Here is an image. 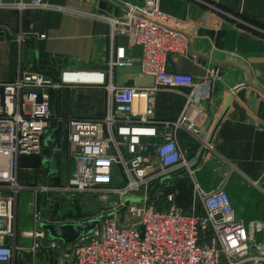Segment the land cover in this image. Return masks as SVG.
<instances>
[{
  "label": "built area",
  "instance_id": "2783aa9c",
  "mask_svg": "<svg viewBox=\"0 0 264 264\" xmlns=\"http://www.w3.org/2000/svg\"><path fill=\"white\" fill-rule=\"evenodd\" d=\"M49 7L46 0H0V9L21 13ZM126 7L121 16H93L109 24L113 37L126 35L130 44L141 50V72L154 77L153 85L113 83L114 67L135 64L124 45L116 48L107 69L68 67L54 73L24 70L21 64L15 80L0 82V264H14L20 249L32 253V264H41L37 255L42 249L50 252L43 258L45 264H51L53 252L56 264H67L57 255L58 240L42 242L46 240L43 229L23 233L33 238L28 248L17 239L18 194L26 187L19 178L20 158L41 155L45 134L59 122L66 123L61 150L73 163L66 173L58 175L56 185L41 186L46 193L115 195L117 204L112 211H116L126 197H146L162 179L168 184L180 168L194 173L195 162L183 152L176 132L184 128L202 139L206 110L196 107L192 118L159 119L154 114L153 96L161 86H196L191 73L170 71L167 57L187 51L188 37L193 41L199 38L200 26L193 19L164 11L161 0H143ZM24 40L21 34V49ZM77 87L103 88L106 112L94 117L55 115L54 91ZM143 98L145 107L141 105ZM159 136L160 141L151 140ZM208 145L204 142L205 150ZM253 183L264 194V188ZM226 184L227 180L207 189L194 181L202 212L177 210L173 206L175 193L168 192L163 197L167 208L152 197L131 204L123 222L116 215L103 218L92 233L71 244L70 264H264V240H258L264 233V222L240 218ZM106 212L104 209L101 214ZM35 218L40 219L39 213ZM139 226H143V233Z\"/></svg>",
  "mask_w": 264,
  "mask_h": 264
},
{
  "label": "crops",
  "instance_id": "0c3cea01",
  "mask_svg": "<svg viewBox=\"0 0 264 264\" xmlns=\"http://www.w3.org/2000/svg\"><path fill=\"white\" fill-rule=\"evenodd\" d=\"M46 1L50 4L49 8L24 13L0 9V29L10 35V38L0 39V82L15 80L21 64L24 70L54 73L68 67L107 69L116 48L124 45L128 56L135 59V64L114 67L113 83L154 84L153 76L141 72L138 62L141 50L132 46L126 35L113 37L109 24L93 16L95 13L121 16L126 11L124 7L107 0ZM116 1L126 6L141 4L143 0ZM161 8L199 24L200 37L193 41L196 49L214 59L220 60L231 54L246 62L254 81L264 87V0H161ZM21 34L25 35L22 49L19 41ZM167 68L191 73L196 86L158 87L153 96L155 117L192 118L196 107L205 109L207 115L200 133L203 140L184 128L178 129L176 138L185 155L193 159L194 165L198 162L204 142L208 141L209 145L193 174L184 172V168L176 170L173 179L159 187L154 197L174 192L173 206L177 210L202 212L204 207L194 193V181L211 189L227 180L226 189L238 216L246 221L264 222V194L253 183L255 181L264 188V95L246 85L245 71L232 66L215 67L210 60L189 50L170 53ZM229 97L230 107L213 133ZM142 103L144 106L145 100ZM106 105L107 93L103 88H63L53 93L55 115L101 116L106 112ZM151 140L158 142L161 138ZM42 159V154L20 158L19 178L26 187L18 194V241L20 236L30 238L24 236L26 231L42 230L40 219L37 220L35 214L41 216L43 210L47 222L57 223L79 222L96 215L82 208L75 209L78 196L40 190L44 185ZM72 163L62 149L59 170L49 175L47 184L56 185L58 175L66 173ZM163 199L160 198L158 204L167 208ZM42 242L47 243L46 240ZM49 254L43 249L38 251L42 259ZM51 255L54 261L56 252ZM32 263V254H27L19 264Z\"/></svg>",
  "mask_w": 264,
  "mask_h": 264
},
{
  "label": "water",
  "instance_id": "95a60500",
  "mask_svg": "<svg viewBox=\"0 0 264 264\" xmlns=\"http://www.w3.org/2000/svg\"><path fill=\"white\" fill-rule=\"evenodd\" d=\"M107 1H109L110 3H112L116 6L124 7V9L127 10L126 6L122 5L121 3H119L116 0H107ZM3 38H10V35L4 29H0V39H3ZM188 41H189V47H188L189 52H191L192 54H196V55H200L202 57H205L206 59L210 60L211 63L215 67L232 66V67H235V68H238V69L245 71L247 74V80H248L246 85L256 88L257 90H259L264 95V87H262L261 85L257 84L254 81L253 75L251 72V68L246 62L235 58L231 54L225 55V57L223 59H220V60L214 59L209 54L196 49L194 46V42L190 37H188ZM230 100H231V97L228 98L227 107L224 110V112L222 113V115L220 116L218 122L216 123L213 133L215 132V130L219 126L220 122L224 118L225 114L227 113V111L230 107ZM45 139H46L45 147H47V142H48V144L54 143L55 144V150L52 154L53 159L52 158L49 159L48 157H47V159L45 158V155H47L46 148L44 149L43 154H42V156H43L42 163L44 165V175H43V184L44 185L47 183V179H48L49 175L57 173L59 170V168H58L59 153H60V150L62 147L63 123L59 122L58 125L52 130V132ZM44 142H45V140H44ZM204 152H205V148H203L201 150L200 155L198 157V162L192 168H195L200 164V161L203 157ZM184 172H187V169ZM164 181H165V179H162L159 182V184L150 192V194L148 196H146V197H143V196L126 197L124 200V205L121 208H119L118 210L102 213L101 215H99L97 217L87 219V220H84L82 222H64V223L47 222L45 220V210H43L41 218H40L41 222H39V225L45 231L46 238L48 237L49 240L61 241V244H60L61 247L73 244L80 237L92 233L95 230V228L97 227V225H99L100 222L102 221V219L105 217L116 215L118 217L119 221L123 222L125 220V214H126L128 207L131 204L140 203V202H143L145 200L151 199L154 196V194L156 193L157 189L163 185ZM139 229L143 233V229H144L143 226H139Z\"/></svg>",
  "mask_w": 264,
  "mask_h": 264
},
{
  "label": "rangeland",
  "instance_id": "374dc122",
  "mask_svg": "<svg viewBox=\"0 0 264 264\" xmlns=\"http://www.w3.org/2000/svg\"><path fill=\"white\" fill-rule=\"evenodd\" d=\"M65 129H66V123H63V137L65 135ZM52 130H53V128L49 129L48 132L45 134V137H44V140H45L44 149L46 148V151H47V155H45L46 159H47V157L49 159H51V158L53 159L52 154L55 150V144L54 143L48 144V142H47V147H45V145H46V139L45 138L52 132ZM44 149H43V151H44ZM42 154H43V152H42ZM78 197H79V201L74 205L76 207L75 208L76 210L79 208H82V209H85L86 212L91 211L92 214H96V215L89 217L87 219H91V218H94V217L101 215L100 212H102V210H104V209L107 211H112L117 204V198L115 195H103V196H99V197H93V195L81 194V195H78ZM163 197L164 196H161L160 194H158L154 197V201H158V200H160V198L163 199ZM40 214L42 215V212ZM40 218H41V216H40ZM87 219H84V220H87ZM84 220H82V221H84ZM82 221H79V222H82ZM132 221H138V219H135V220L132 219ZM101 223H102V221L100 222L99 225H97V227L100 226ZM124 224H126V223H124ZM40 228H41V226H40ZM48 240H49V238L47 237L46 241H48ZM258 240H264V233L258 235ZM18 242L25 244L26 247L28 248L31 246L33 239L32 238H24V237L20 236ZM60 244H61V241H59V249H58L57 255L59 257L64 258V260L67 264H70L71 259H72V255L70 254L71 249H72V245L70 244V245H67L64 247H60ZM27 254H32V253L29 250H23V249L21 250L20 249V251H18V253H17V261L14 264H19L22 259H25V256ZM37 261L40 262V261H43V259L39 255H37ZM45 261L46 260L43 261L44 264H45ZM56 262H57V257H55L53 264H56ZM51 264H52V256H51Z\"/></svg>",
  "mask_w": 264,
  "mask_h": 264
},
{
  "label": "bare ground",
  "instance_id": "6f19581e",
  "mask_svg": "<svg viewBox=\"0 0 264 264\" xmlns=\"http://www.w3.org/2000/svg\"><path fill=\"white\" fill-rule=\"evenodd\" d=\"M142 100H145V98H143ZM142 100H141V105H142V107H145V105H146V104L143 106ZM137 103H138V102H137ZM145 103H146V100H145ZM136 106H137V105H136ZM1 157H2V158H3V160H4L5 156H4V155H2Z\"/></svg>",
  "mask_w": 264,
  "mask_h": 264
}]
</instances>
